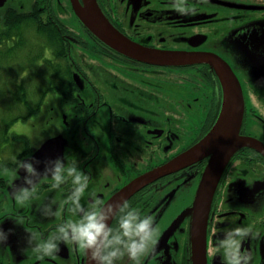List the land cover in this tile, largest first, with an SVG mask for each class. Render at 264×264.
Here are the masks:
<instances>
[{"label": "flooded vegetation", "instance_id": "obj_1", "mask_svg": "<svg viewBox=\"0 0 264 264\" xmlns=\"http://www.w3.org/2000/svg\"><path fill=\"white\" fill-rule=\"evenodd\" d=\"M77 1L83 6V0ZM95 1L109 23L134 43L210 53L226 61L244 96L238 135L255 139L264 148V0H189L194 11L188 14L172 7V0ZM0 2V64L9 73L22 71L14 83L6 80L13 106L0 112V227L11 229L0 244L4 249L0 264H87L84 251L63 242L53 257L23 251L30 235L26 226L47 234L57 221L43 216L37 202L19 210L26 226L9 216L18 214L10 184L24 183L27 174L20 168L14 178L12 157L33 161L45 141L61 137L60 158L65 163L76 159L90 175L88 191L106 203L133 179L188 151L211 131L223 102L217 70L210 63L159 66L126 57L87 30L72 0ZM60 45L62 61L69 68L68 84H59ZM18 54L23 60L16 69ZM34 65L44 81L51 76V83L40 85L35 94L27 81ZM17 90L19 102L14 101ZM209 160H197L128 199L153 215L161 228L157 250L146 264H194L193 207ZM69 187L64 186L62 195ZM54 194L43 185L38 197ZM82 199L87 203V194ZM260 201H264V149L240 147L220 175L212 198L206 225L207 264H222L219 254L209 255L208 242L214 227L228 224L223 217L234 213L238 223L264 226ZM66 216L71 213L65 211L61 219ZM243 247L254 250L256 264H264V239H248Z\"/></svg>", "mask_w": 264, "mask_h": 264}, {"label": "clouds", "instance_id": "obj_2", "mask_svg": "<svg viewBox=\"0 0 264 264\" xmlns=\"http://www.w3.org/2000/svg\"><path fill=\"white\" fill-rule=\"evenodd\" d=\"M172 7L181 14L194 11L189 0H172ZM12 159L16 167L14 178L18 177L20 168L27 174L22 178L24 183L14 185L12 181L10 184L18 214L9 216H14L17 223L26 226V218L19 214V210L37 202L43 216L54 217L57 221L47 234L26 226L30 235L27 237L28 246L23 251L28 256L53 257L59 252L61 242L75 245L87 253L89 264H146V260L156 252L161 228L155 217L142 212L127 199L106 204L95 191H88L90 175L79 167L76 159L69 161L68 158L67 163L60 157L50 159L45 162L43 172L35 166L39 160L33 163L30 159H19L18 155ZM254 181L248 184L252 185ZM43 185H49L55 194L38 197ZM65 185L70 187L62 195ZM86 194L87 203L82 199ZM258 203V209L264 210V201ZM65 211L71 216L61 219ZM222 219L228 224L212 229L209 255L219 254L222 264H256V253L243 244L248 239H264V226L252 222L238 223L239 218L234 213ZM10 231L0 227V244L7 241ZM0 251L4 249L0 248Z\"/></svg>", "mask_w": 264, "mask_h": 264}, {"label": "water", "instance_id": "obj_3", "mask_svg": "<svg viewBox=\"0 0 264 264\" xmlns=\"http://www.w3.org/2000/svg\"><path fill=\"white\" fill-rule=\"evenodd\" d=\"M83 6L72 0L75 11L87 30L110 49L131 59L159 65L180 66L197 63H210L217 70L222 89L223 102L220 116L211 131L194 147L183 154L147 171L122 187L107 202L112 203L129 199L147 185L170 175L191 163L210 157L199 185L193 207L194 264H207L206 261V225L212 198L220 175L235 151L251 146L263 152L262 143L252 138L239 137L245 103L241 84L230 65L221 57L210 53H186L165 51L134 43L113 27L101 12L95 0H83ZM3 2H0L2 5ZM77 79V75H75ZM63 139H48L33 156V163L39 171L45 168V162L62 157ZM23 173V168L21 169ZM111 223V221H110ZM87 255V253H86ZM87 264H89L87 255Z\"/></svg>", "mask_w": 264, "mask_h": 264}, {"label": "trees", "instance_id": "obj_4", "mask_svg": "<svg viewBox=\"0 0 264 264\" xmlns=\"http://www.w3.org/2000/svg\"><path fill=\"white\" fill-rule=\"evenodd\" d=\"M42 32L44 34H46L48 32V30L47 29H42ZM60 54H61V57H62V55H63L62 45H60ZM62 59H63V57L59 60V84H68L70 82L68 81V78L66 76L70 75L69 68L66 65H64L65 62H63ZM32 63H34V62L28 61V64H32ZM48 78L49 79L47 81H44V80H46V77L42 76V74L38 72V70L36 68V65H34L33 69L30 70V74L27 76V81H28V83H31V88H32L34 94L36 93L37 88L40 85L51 83V76L48 75ZM14 101L15 102L16 101L17 102L21 101L20 90H17L15 92Z\"/></svg>", "mask_w": 264, "mask_h": 264}, {"label": "rangeland", "instance_id": "obj_5", "mask_svg": "<svg viewBox=\"0 0 264 264\" xmlns=\"http://www.w3.org/2000/svg\"><path fill=\"white\" fill-rule=\"evenodd\" d=\"M15 60L17 62L14 63L13 67L17 69V68L22 66V60H23L22 54H18L16 56ZM21 73H22V71H20V70H14L13 72L9 73L6 66L4 64H0V112L5 113L6 110L10 106L13 105V104H10L11 100L8 97V94L6 92L7 91L6 85H8V83H6V80L11 79L12 82L14 83V81L17 78H19ZM0 115H1V113H0Z\"/></svg>", "mask_w": 264, "mask_h": 264}]
</instances>
